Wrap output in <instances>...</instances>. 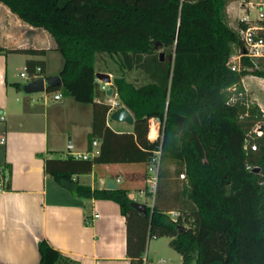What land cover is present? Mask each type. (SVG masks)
<instances>
[{"label":"trees","instance_id":"trees-1","mask_svg":"<svg viewBox=\"0 0 264 264\" xmlns=\"http://www.w3.org/2000/svg\"><path fill=\"white\" fill-rule=\"evenodd\" d=\"M236 1L0 0L55 39L64 57L63 86L50 92L62 90L93 107L90 140L99 142V155L49 159L47 172L55 181L72 182L96 165L150 167L161 151L156 195L162 199L147 206L146 215L132 206L125 189L79 187L81 196L116 201L130 227L139 218L136 237L128 241L132 264H144L148 239L164 237L171 239L182 264H264V114L257 104L249 110L244 103L229 104L243 90V78L264 79V70L249 60L243 65L252 70L237 73L227 67L242 47L227 13ZM154 44L167 51L168 60L161 61ZM103 54L117 56L124 72L142 71L149 78L143 86L114 78L110 87L118 106L134 116L132 133L119 134L107 125L113 106L96 77L97 56ZM38 66L43 76V62L28 61L26 68L34 75ZM151 120L162 125L153 142L148 139ZM258 124L263 130L258 151L247 152V135ZM181 175V190L171 194L174 204L165 185ZM171 212L179 217L173 220ZM39 252V264H70L47 241L39 244Z\"/></svg>","mask_w":264,"mask_h":264},{"label":"crops","instance_id":"crops-1","mask_svg":"<svg viewBox=\"0 0 264 264\" xmlns=\"http://www.w3.org/2000/svg\"><path fill=\"white\" fill-rule=\"evenodd\" d=\"M52 51H57V43L48 31L29 25L0 3V264H39L42 241L70 259V264H132L128 241L130 235L136 237L139 218H133L130 227L116 201L91 199L79 192L74 196L47 172L49 159L94 151L91 105L78 103L62 90L47 103L16 86L18 72L22 68L24 72L28 61L44 63L41 77L60 76L62 69L55 75L46 61ZM258 80L248 76L243 83L249 98L264 110V83ZM57 94L62 95L60 100L55 99ZM106 102L118 105V96L113 93ZM119 108L108 114L107 125L119 134L132 133L134 125L111 119ZM152 123L158 124V137L153 140L148 135L153 142L162 125L151 120L149 134ZM148 170L145 164L96 165L92 173L76 175L72 182L78 188L109 191L108 181L116 177V190H127L133 201L134 193L151 178ZM118 179L119 183L125 179V184L119 187ZM143 261L146 264L145 256Z\"/></svg>","mask_w":264,"mask_h":264},{"label":"built area","instance_id":"built-area-1","mask_svg":"<svg viewBox=\"0 0 264 264\" xmlns=\"http://www.w3.org/2000/svg\"><path fill=\"white\" fill-rule=\"evenodd\" d=\"M239 17L237 19V25L233 27L240 36L242 47L239 49L228 61L227 67L233 72H241L242 69L252 70V68L245 67L243 65L244 60H249L255 65L256 69H260V63H264V0H240L239 2ZM42 69L38 67L34 75H30L27 68H25L22 73V77L25 81L31 82L37 80L41 76ZM244 78L242 79L243 90L238 91L236 88L230 89L235 93L229 100L230 105H237L239 103H244V105L249 110L253 105H256V101L249 98V90L243 83ZM108 84L102 83V89L104 91L108 90ZM62 98L61 94L55 96L56 100ZM117 104L113 105V108L117 107ZM258 106V105H257ZM261 112L264 114V110L261 106H258ZM4 120V117L1 118ZM161 136V130L159 131V138ZM263 137V130L261 124H258L253 131H251L245 141V150L247 152H256L258 151V141ZM158 138V139H159ZM94 151L92 154L86 155H75L76 159H90L99 155V142H93ZM69 150L73 149V146L70 145ZM160 156L161 151L157 152V157L153 160V165L149 167V172L154 175L153 185L150 190L151 193L156 194L157 183H158V172L160 167ZM180 178L185 179V175H181ZM117 182H121V179H118ZM141 195H145L144 192H141ZM173 220H176L179 217V213L171 212L170 213ZM99 216L96 215L95 218Z\"/></svg>","mask_w":264,"mask_h":264},{"label":"rangeland","instance_id":"rangeland-1","mask_svg":"<svg viewBox=\"0 0 264 264\" xmlns=\"http://www.w3.org/2000/svg\"><path fill=\"white\" fill-rule=\"evenodd\" d=\"M252 1V0H251ZM254 1V0H253ZM239 2L240 0H237L236 2L232 3L229 8H227V13L230 20L231 27H235L237 25V19L239 17ZM154 47L156 49V52L158 54L164 55V61L168 60V53L164 50V48L161 45L154 44ZM46 61L48 64V67L52 71L53 74L58 75L61 71V69L64 66V57L59 51H52L49 52L48 56L46 57ZM260 69L264 70V63H260ZM96 71L97 73H108L111 72L113 74V78H121L125 77L128 82L134 83L137 86H143L149 83L148 76L142 72V71H134V72H124L123 68L120 64L119 58L117 56H111L108 54L98 55L97 56V62H96ZM23 72V68L21 72H18V80L20 84L23 86L27 83L24 78L21 77V73ZM51 73V74H52ZM53 75V76H55ZM248 77V76H247ZM252 79H259L258 81L261 83H264V79L255 77V76H249ZM24 95V94H23ZM55 92H43L39 94H34L32 97L35 99H42L43 101L52 102V98L54 97ZM176 167H171V171L173 173V176L175 177L174 169ZM149 171V170H148ZM151 174V178H149L147 186L141 190H139L137 193H134L133 202L144 204L146 207L152 208L156 205V201L160 202L162 199V195L157 197L156 194H153L150 192L152 185H153V177L154 175ZM113 181L116 182V177H113ZM183 180L179 178L173 179L170 181L169 185H165V187H168L170 191L169 193H166V198L168 200H171L172 203H174L172 195L176 194L177 190H181L183 185ZM125 184V179L123 183H119L118 186L121 187ZM176 191V192H175ZM141 192H144L145 195L141 197ZM171 203V204H172ZM175 204V203H174ZM171 208H177V205H171ZM171 239L168 237L164 238H150L147 241V249L145 253V260L146 264H182V257L180 254L175 251L170 246Z\"/></svg>","mask_w":264,"mask_h":264},{"label":"water","instance_id":"water-1","mask_svg":"<svg viewBox=\"0 0 264 264\" xmlns=\"http://www.w3.org/2000/svg\"><path fill=\"white\" fill-rule=\"evenodd\" d=\"M161 61H164V55L163 54H161ZM96 77H97L98 81H100L102 83H106L108 85H112V76L110 74L97 73ZM62 86H63V82H62V79H61L60 76H55V77H52L50 79H47L45 77H40L37 80H34V81L26 83L23 86V91L27 95H34V94L47 92V91H49L51 89L62 87ZM113 93H114V90L112 88H109L107 90V96L108 97H112ZM111 119L113 121H115V122L126 123V124H128L130 126H133L134 123H135L134 116L124 106L119 108V109H117V110H115L111 114ZM61 185L65 189L69 190L74 196L78 195L79 188H78V184L77 183L70 182V181H67V180H62L61 181ZM107 190H109V191L116 190V184L112 180L108 181ZM132 206L139 213H141L143 215H146V210H147L146 205L133 202Z\"/></svg>","mask_w":264,"mask_h":264},{"label":"bare ground","instance_id":"bare-ground-1","mask_svg":"<svg viewBox=\"0 0 264 264\" xmlns=\"http://www.w3.org/2000/svg\"><path fill=\"white\" fill-rule=\"evenodd\" d=\"M158 124L152 123L151 125V131L149 134V137L153 140H155L158 137Z\"/></svg>","mask_w":264,"mask_h":264}]
</instances>
